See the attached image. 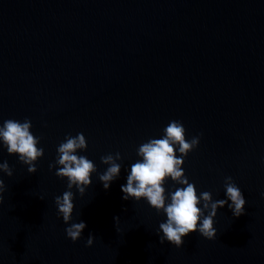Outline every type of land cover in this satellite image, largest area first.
I'll return each mask as SVG.
<instances>
[{
	"label": "water",
	"instance_id": "water-1",
	"mask_svg": "<svg viewBox=\"0 0 264 264\" xmlns=\"http://www.w3.org/2000/svg\"><path fill=\"white\" fill-rule=\"evenodd\" d=\"M26 117L45 155L30 174L0 148L13 169L0 172V264H264V0H0V124ZM171 120L189 140L203 133L183 166L198 193L227 199L231 176L247 200L238 218L218 210L215 240L196 232L180 248L160 243L165 214L121 190L138 146ZM77 133L98 171L73 189L72 222L87 224L73 242L55 203L67 179L49 164ZM116 152L105 190L100 157Z\"/></svg>",
	"mask_w": 264,
	"mask_h": 264
},
{
	"label": "clouds",
	"instance_id": "clouds-1",
	"mask_svg": "<svg viewBox=\"0 0 264 264\" xmlns=\"http://www.w3.org/2000/svg\"><path fill=\"white\" fill-rule=\"evenodd\" d=\"M32 127L31 119L27 117L23 121L4 120L0 124V148L6 149L9 155H18L19 161L28 166V172L35 174L38 171L36 165L44 157L45 151L39 147L43 137L35 136L31 131ZM202 136L203 133H200L189 140L182 121H169L163 128L161 138H149L138 146L136 151L140 159L131 165L126 185H121L124 200L139 202L144 199L157 213L166 215V221L161 222L157 230L161 244L167 241L180 248L184 245V238L196 232L208 240H215L218 235L215 217L225 205L234 217L246 214L247 200L231 176L225 177L224 182L227 199L218 200L213 199L210 191L198 193L195 183L188 179L183 166L188 155L199 147ZM87 148V138L83 133L67 135L58 145L55 162L49 164L50 170L57 169V177L67 179V190L62 196L55 197V203L58 216L62 217L65 224L70 225L65 232L73 242L80 240L87 228L84 221L72 222L75 209L73 189L83 196L93 183L92 175L98 171L92 160L85 155H78V152L87 151ZM100 160L108 165L99 174L104 189L108 190L120 176L122 164L118 161H122L123 156L120 152L114 155L109 153L101 156ZM0 172L8 177L13 176V169L6 160L0 163ZM169 179L174 185H180L171 193L165 187ZM5 191L7 186L4 179L0 178V204L4 203ZM39 198L44 200L43 197ZM114 220L118 223L120 217H114ZM94 242L95 236L89 235L86 246L91 247Z\"/></svg>",
	"mask_w": 264,
	"mask_h": 264
}]
</instances>
